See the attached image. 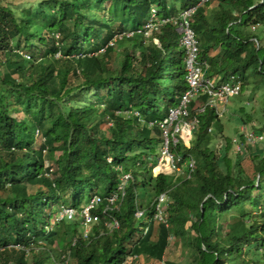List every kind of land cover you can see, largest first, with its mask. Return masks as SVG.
Returning <instances> with one entry per match:
<instances>
[{
	"label": "trees",
	"instance_id": "obj_1",
	"mask_svg": "<svg viewBox=\"0 0 264 264\" xmlns=\"http://www.w3.org/2000/svg\"><path fill=\"white\" fill-rule=\"evenodd\" d=\"M199 1L0 0V264H176L165 257L168 235L188 250L187 264H264L263 129L253 126L261 139L250 145L237 135L239 126L225 134L223 117L212 135L206 114L190 147L174 149L184 168L195 161L189 178L153 176L149 167L139 190L133 174L144 167L137 158L148 156L150 164L162 143L148 123L176 107L188 84L181 36L171 24L148 37L128 33L178 17ZM210 2L217 7L207 18ZM117 11L129 14L119 28L112 19ZM190 20L209 75L240 76L245 97L247 86L264 88V0H209ZM212 50L218 52L209 56ZM11 94L37 99L38 111L16 114ZM250 120L247 113L237 125ZM53 152L60 154L51 167L46 154ZM245 156L255 179L242 167L235 172ZM124 173L132 178L123 204L110 213L119 228L98 222L85 239L78 211L92 196L116 191ZM163 192L170 198V229L134 218L137 202L147 207ZM64 207L74 217L51 224Z\"/></svg>",
	"mask_w": 264,
	"mask_h": 264
},
{
	"label": "built area",
	"instance_id": "obj_2",
	"mask_svg": "<svg viewBox=\"0 0 264 264\" xmlns=\"http://www.w3.org/2000/svg\"><path fill=\"white\" fill-rule=\"evenodd\" d=\"M207 2L209 0H200L195 6L181 11L178 17L162 19V22H156L157 24L154 23L153 26V29L159 30L161 27L159 24L166 22V24H171L175 31L180 34V45L184 50L185 80L188 84V88L181 95L179 104L176 107L170 108L163 119L148 123L149 127L158 128L162 139L158 155L151 158V169L154 166L153 176L173 174L175 177L180 175L190 177L195 171V161L190 159L187 165L188 170L186 167L183 169L179 164L182 157L177 155L174 149L181 143L186 147H190V141L199 127L201 117L206 114L210 117L208 131L212 133L216 119L229 114L233 100L242 96V79L240 76L231 75L228 79L219 81L218 78L208 74L209 65L207 61L200 59L199 42L194 29L190 26V17L199 6ZM153 12L155 11L153 10ZM151 24L153 25V23L146 25L144 31L151 32L153 30L150 29ZM133 34L134 32L128 33V35ZM246 102L249 103L248 100ZM238 134L244 135L245 143L250 145L261 139L259 135L251 132L245 124L240 127ZM237 135L232 138V141L236 152H239L242 150V144L239 143ZM131 178L128 173L122 174L116 191L106 197L92 196L78 211L85 239L92 236L93 226L98 222L103 221L104 227L110 230L119 227L118 221L112 218L110 213L119 210L122 206L127 185ZM170 212V198L167 192H163L156 195L147 207H142L137 202L134 217L136 220L145 221L153 219L168 227L170 225ZM75 214L76 211L73 208L64 207L59 216L60 219L64 217L71 219ZM105 217L108 220H103ZM103 233L104 230L99 235Z\"/></svg>",
	"mask_w": 264,
	"mask_h": 264
},
{
	"label": "rangeland",
	"instance_id": "obj_3",
	"mask_svg": "<svg viewBox=\"0 0 264 264\" xmlns=\"http://www.w3.org/2000/svg\"><path fill=\"white\" fill-rule=\"evenodd\" d=\"M256 3H258L261 0H255ZM13 3H18V1H13ZM215 7H217L216 2H210V5L207 7L206 10V17L209 18ZM155 13V12H154ZM129 17V14L125 11H117L114 14V17H112V19L114 20L113 22H115L117 24V27L119 28V21L123 18H127ZM154 17H156L154 15ZM111 21V20H110ZM157 24V23H156ZM155 24H151L150 25V29H153V26ZM161 27H165V25L163 24H159ZM127 26H131V25H127ZM155 30V29H153ZM156 31V30H155ZM139 33H141V31H139ZM151 34L150 31H145V35L149 36ZM154 43L159 45V40L157 38L153 39ZM47 47L44 46V54L46 53ZM218 49V48H217ZM48 50V49H47ZM218 52V50L216 51H211L208 55L209 56H214L216 53ZM27 54H29L28 52H25ZM247 93L245 92L244 94L246 95V97L244 95H242L241 97L233 100V107L230 108V112L229 114H227L226 116H224L221 120L223 121V126H224V132L226 135L229 134H234L236 128L239 126V129L242 125H244L242 122H240V125H237L239 122V119L242 120L246 119V114L249 113L251 120L248 121L245 125H247L248 129L252 130L253 126H255L256 128H260L263 129L264 131V88L263 89H256L255 91L252 90L249 86H247ZM102 92H100L101 94ZM12 95V94H11ZM10 95V96H11ZM16 95L13 94L11 96V100L13 101V103H17L18 105H16L14 107V110L18 111L16 112V114H20V113H26V115H29L28 117H30V114L33 112L38 111L39 105L41 104V102H39L37 99H21L19 100L16 96V98H12L15 97ZM248 97V98H247ZM248 100V104L247 101ZM252 100V101H251ZM240 101V102H239ZM244 108L245 111H240V108ZM50 116V113L48 112V107L45 104V108H44V116H42L43 121H47L48 118ZM141 126V125H140ZM149 127V126H148ZM146 126V128H148ZM101 128L105 129L106 126H104L103 124H101ZM156 129V128H155ZM258 129V130H260ZM149 131H151L150 135L151 137L154 139V141H156L157 139V133L155 132V130L152 127L148 128ZM215 130V129H214ZM214 130L211 133L212 135H214ZM253 131V130H252ZM251 131V132H252ZM37 134V133H36ZM234 137V136H233ZM259 143V142H258ZM257 143V144H258ZM264 143V142H263ZM263 143H261L262 145H264ZM261 144H258L259 146H261ZM157 149V154L153 155L154 157L158 155L159 151H158V147H156ZM259 149V147H258ZM60 152H53V153H48L46 154V163L49 166H53V164L55 163L56 159L59 157ZM230 154H232V156L237 157L236 155H234L232 152H230ZM148 157V156H147ZM146 156L144 157H140L137 159H144V167L142 168H134L133 170V174L136 180V184L138 186V189L140 190L142 187L144 188V185L142 183V181L144 182V180L148 179L149 176V167H151V164H149V161L147 159ZM237 161H239V158H237ZM109 162H111V159L109 158ZM152 163V162H151ZM235 168V172L237 173V170L239 169L238 166L241 168V170H243V173L245 174V176L249 179H255L256 178V172L254 170V166L252 164V161L250 159V157H243L240 160V165H238L237 163L234 164ZM154 168V166H153ZM153 168H152V172H153ZM182 168H184V165H182ZM186 178H189L187 176H185ZM150 186V185H148ZM9 194V191H7L6 193H2L1 196H6ZM48 213V209L46 208L45 210V214ZM56 217V215H55ZM54 217V219L51 221V224H53L54 221L56 220H60V216L58 215L56 218ZM139 229V228H138ZM63 231V228L60 230V232ZM50 236H54L55 232H50L49 233ZM67 240V239H66ZM177 239H175L174 244H171V248H169L167 254L165 255V257L176 263V264H187L186 262L188 261L189 258V254L187 253L188 250H183L181 243H177ZM186 253V254H185ZM129 261V260H128ZM130 262V261H129Z\"/></svg>",
	"mask_w": 264,
	"mask_h": 264
},
{
	"label": "clouds",
	"instance_id": "obj_4",
	"mask_svg": "<svg viewBox=\"0 0 264 264\" xmlns=\"http://www.w3.org/2000/svg\"><path fill=\"white\" fill-rule=\"evenodd\" d=\"M145 28V27H144ZM144 28L143 29H136V32H134V34L135 33H139L138 31H141V33H143L144 35H145V31H144ZM155 30H152L151 31V34L154 32ZM157 31V33H161V31L160 30H156ZM150 34V35H151ZM149 35V36H150ZM146 36V35H145ZM148 37V36H147ZM250 130V129H249ZM253 130V129H252ZM252 130H250V131H252ZM253 133H254V131H252ZM257 135V134H256ZM260 136V135H259ZM139 196V194L137 195V197ZM136 197V196H135ZM171 213V212H170ZM135 218V217H134ZM142 221H145V220H142ZM102 222V221H101ZM119 223V222H118ZM163 225V224H162ZM165 226V225H164ZM167 229H170V225L167 227V226H165ZM119 228V227H118ZM118 228H115V229H118ZM144 233L145 232H147V230H148V226L146 225V226H144L143 225V227H141L140 228ZM107 230H109V231H112V230H110V229H107ZM114 230V229H113ZM175 239H176V237L175 236H173V235H168V246L170 247L171 246V244H174V241H175Z\"/></svg>",
	"mask_w": 264,
	"mask_h": 264
},
{
	"label": "crops",
	"instance_id": "obj_5",
	"mask_svg": "<svg viewBox=\"0 0 264 264\" xmlns=\"http://www.w3.org/2000/svg\"><path fill=\"white\" fill-rule=\"evenodd\" d=\"M135 209H136V207H135ZM112 212H116V210H114V211H112ZM135 212V211H134ZM112 218H115L117 221H118V219L115 217V216H113L112 215ZM111 230H113V229H111ZM120 264H126V262H122V263H120Z\"/></svg>",
	"mask_w": 264,
	"mask_h": 264
}]
</instances>
